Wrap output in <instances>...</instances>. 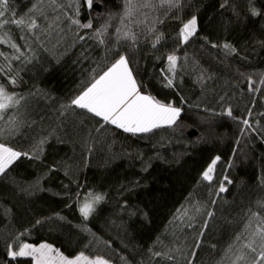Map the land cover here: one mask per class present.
Wrapping results in <instances>:
<instances>
[{
    "label": "trees",
    "instance_id": "obj_1",
    "mask_svg": "<svg viewBox=\"0 0 264 264\" xmlns=\"http://www.w3.org/2000/svg\"><path fill=\"white\" fill-rule=\"evenodd\" d=\"M142 2L124 17L125 0H96L91 13L81 7L76 17L92 19L93 28L79 29L67 20L75 10L67 7L70 0H10L6 17L28 19L36 5L40 27L0 30L23 53L19 60L0 57V84L20 99L0 119V143L43 151L39 159L21 157L0 177V264H33L30 257L8 256V244L23 243H48L67 257L83 252L109 264H251L260 251L258 238L255 253L244 245L264 228V0H228L223 8L224 0H172L175 7L151 0L147 8ZM192 16L197 33L178 45L182 22ZM105 21L99 37L105 43L89 39ZM158 35L163 38L153 48ZM225 42L237 52L212 47ZM174 50L177 75L168 89L160 72ZM0 51L15 54L6 44ZM117 52L130 60L144 94L182 109L176 124L132 135L113 125L101 128L103 121L86 110L63 107L107 70ZM249 77L260 91L248 90ZM12 118L18 130L9 132ZM217 156L213 181H203ZM224 177L231 183L224 181L220 193ZM89 193L105 200L85 221L77 201ZM241 254L245 259L236 260Z\"/></svg>",
    "mask_w": 264,
    "mask_h": 264
},
{
    "label": "snow or ice",
    "instance_id": "obj_2",
    "mask_svg": "<svg viewBox=\"0 0 264 264\" xmlns=\"http://www.w3.org/2000/svg\"><path fill=\"white\" fill-rule=\"evenodd\" d=\"M55 3V0H52ZM96 0H70L67 5L68 8H74V15L67 17L70 25H75L79 29H92L93 21L89 19L87 23H81L80 19L76 18L80 15L81 7H86L91 13L94 10V4ZM228 0H224L221 4L223 8L227 4ZM170 6L175 7V3L169 0ZM151 0H143L140 7H150ZM57 7H60L57 5ZM136 9V0H125L124 17L132 15ZM10 10V0H0V30H3L6 25L12 24L20 28L22 31L32 33L34 30L39 29L40 25L35 18L34 12H38V7L33 6V9L29 10L26 14L28 19L24 17L14 19L6 17V12ZM63 8L60 11L63 12ZM252 16H258L259 12L255 8L250 9ZM42 15V13H40ZM113 17L109 16V20ZM59 14L57 15V20ZM123 20V17H122ZM55 23V21L53 22ZM197 17L192 16L187 22H182V27L179 29V33L176 37L178 45H185L189 43L190 38L197 33ZM52 25H49L51 28ZM108 28V23H105L96 29L88 38L97 39L100 44H104L103 39H99ZM152 31V29H150ZM122 36L126 39H135V36L129 32H121V29H117ZM162 36H156L152 43V47L156 48L162 40ZM24 39V37H21ZM80 40H84V36H79ZM0 44H6L14 50L13 55L8 56L3 51H0V57H4L5 60H19L23 56L20 50V46L9 38L7 32H3L0 35ZM212 47H222L225 50L226 55L234 54L237 49L231 44L225 42L222 46L213 44ZM116 58L106 71L102 74L97 73V76L92 78L90 84L83 87V90L79 92L74 98L71 99L69 105H64L65 109H69L72 106L78 109L86 110L87 113L93 117L99 118V121H103L100 125L103 128L105 125H113L117 129L123 130L125 133H131L136 135L139 133H149L154 129L164 126L171 127L176 124L182 109L174 106L172 102L164 103L158 100L151 94H144L142 92V84L138 82L136 76L133 73V69L130 67V60L120 53H115ZM179 57L176 55L175 50L169 53L166 57V68L161 69L160 76L162 77L163 87L173 89L175 87V77L177 75ZM93 71H96L95 69ZM243 76L244 74L241 73ZM9 83L15 85L16 79L10 78ZM253 81L248 78L249 91H260L259 88H253ZM264 84V79L261 80ZM22 99V98H21ZM20 103V99L15 94H9L5 85L0 84V119H3L5 111L10 107H16ZM183 103V100H181ZM227 116L232 117L231 109H228L225 113ZM249 115H252V110L249 109ZM260 115H264L261 113ZM235 119V117H233ZM98 121V122H99ZM247 128L251 127L248 119L241 121ZM9 132L18 130V123L14 118L8 121ZM99 130V129H98ZM4 129L0 128V133H3ZM243 131V129L241 130ZM45 141H41L42 145ZM42 147L33 152H21L15 151L10 147L0 143V177L7 175V171L10 166L21 157L29 160H35L40 158L42 153ZM220 160V157H215L207 168L202 172V180L211 182L213 181V173L215 166ZM51 170V169H50ZM145 171L147 168L144 169ZM224 181L231 183L227 177H224L223 181H220L219 192H225L226 187ZM36 186L39 187V181H36ZM42 190V189H41ZM105 200V195L101 193H89L83 203H78V211L83 220H88L89 217L96 211L97 206ZM264 207V205H261ZM212 215L211 212L208 213ZM57 218L64 220L65 218L57 214ZM37 224L42 221L37 220ZM207 225L205 224V227ZM253 240L244 247L249 248L253 253L256 252V248L253 244L256 242V238L259 239L260 251L253 258L251 264H264V228H257L252 234ZM8 256L15 259L17 257H30L33 264H108L106 260L101 257L95 259H89L83 252L79 253L74 258H68L59 249L54 248L51 244L41 243L39 246H34L28 243L20 244L19 246L8 244L7 245ZM154 256H160L162 253L155 252ZM166 255V254H165ZM168 259H172L168 256ZM245 255L241 254L236 257V260H244ZM235 264V262H233Z\"/></svg>",
    "mask_w": 264,
    "mask_h": 264
},
{
    "label": "rangeland",
    "instance_id": "obj_3",
    "mask_svg": "<svg viewBox=\"0 0 264 264\" xmlns=\"http://www.w3.org/2000/svg\"><path fill=\"white\" fill-rule=\"evenodd\" d=\"M68 258H70V259H71V258H74V257H68ZM89 259H90V258H89ZM108 264H109V263H108Z\"/></svg>",
    "mask_w": 264,
    "mask_h": 264
}]
</instances>
